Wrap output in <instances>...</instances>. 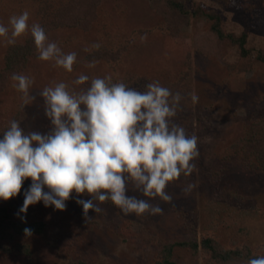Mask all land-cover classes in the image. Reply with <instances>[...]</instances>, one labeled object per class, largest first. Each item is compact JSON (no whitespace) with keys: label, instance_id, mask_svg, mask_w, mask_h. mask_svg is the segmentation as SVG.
Masks as SVG:
<instances>
[{"label":"rangeland","instance_id":"374dc122","mask_svg":"<svg viewBox=\"0 0 264 264\" xmlns=\"http://www.w3.org/2000/svg\"><path fill=\"white\" fill-rule=\"evenodd\" d=\"M62 1L67 0H0V23L7 25L12 15L25 10L30 14L29 23H38L37 12L46 3L56 9ZM187 3L190 7L216 10L223 16L227 33L236 36L248 33L252 57L246 71L231 68L239 64L238 48L225 43L217 45L209 21L194 19L182 30V36L174 37L165 28L163 17L146 0H104L88 27L68 26L47 34L64 52L77 53L72 72L37 58L26 74L34 79L30 103L23 104L22 93L13 87L14 81L0 95V132L24 105L26 116L21 126L25 131L46 134L53 126L41 92L54 82L64 81L70 90L78 91L83 86H75L73 81L81 73L111 75L113 82L123 81L143 90L153 81L170 87L188 74L182 87L189 103L174 121L188 135L199 137L200 156L194 160L197 170L170 183L167 191L173 196L171 202L159 197L149 199L129 188L128 195L160 205L164 209L162 214H124L115 205L98 202L103 210L100 213L90 210L92 218L86 223L76 194L66 202L64 210L38 202L34 204L38 207L37 215L47 216L48 210L50 215L55 213L59 227L69 223L72 229L76 224L86 228L75 246L68 245L63 237L55 239L48 249L33 240L30 260L23 258L14 264H153L165 244L200 240L208 235L226 248L248 246L254 254L264 255V174L254 159H243L245 140H242L253 131L261 137L264 131L261 127L264 64L256 58L264 51V0H187ZM145 33L147 40L142 41L140 37ZM29 34L18 37L16 42ZM97 43L100 47H93ZM9 45L5 37H0V65ZM98 49L123 51L111 61L88 59ZM93 61L95 66L90 67ZM191 92L198 95L197 103H192L188 95ZM188 183H194L195 187L185 193L182 189ZM30 184V178L24 182L19 194L22 198ZM90 197L80 195L81 199ZM173 259L176 264H210L188 249H176ZM11 261L0 256V264Z\"/></svg>","mask_w":264,"mask_h":264},{"label":"clouds","instance_id":"9594fccd","mask_svg":"<svg viewBox=\"0 0 264 264\" xmlns=\"http://www.w3.org/2000/svg\"><path fill=\"white\" fill-rule=\"evenodd\" d=\"M29 20L27 10L12 15L7 25L0 23V37L15 44L18 37L30 32L40 60L72 72L77 53L64 52L41 24ZM140 39L147 40V33ZM89 66L94 67L95 61ZM11 79L22 93L23 104L30 103L34 79L18 73ZM73 84L83 87L70 90L60 81L41 92L53 126L50 132L25 131L16 119L0 132V200L18 196L30 178L17 213L25 222L26 215L21 214L31 205L42 201L46 207L64 210L74 193L86 223L92 218L90 210L102 211L97 201H111L124 214H162L164 209L149 199L171 202L170 183L191 176L197 170L194 160L200 156L199 137L188 135L174 121L185 97L180 92L173 94L159 81L149 82L141 90L123 81L113 82L111 75L81 73ZM188 95L192 103L198 102L195 92ZM130 187L149 199L128 195ZM194 187L188 183L182 191L189 193ZM81 194L91 199H81ZM24 232L32 235L31 228ZM247 264H264V255L249 259Z\"/></svg>","mask_w":264,"mask_h":264},{"label":"trees","instance_id":"16d2710c","mask_svg":"<svg viewBox=\"0 0 264 264\" xmlns=\"http://www.w3.org/2000/svg\"><path fill=\"white\" fill-rule=\"evenodd\" d=\"M104 0H67L62 1L56 9H51V3H46L37 15V21L48 34L50 31H56L65 27H88L92 19L96 16V10L101 6ZM152 10L165 20V28L174 37L182 36L185 27L191 25L192 20L197 19L200 22L209 21L211 23L210 31L218 39L217 45H230L238 48L240 61L232 69L237 68L238 72H244L251 66L249 59L252 52L248 48L249 35L247 32L236 36L233 33H227L224 30V19L216 10H206L205 6L190 7L187 0H146ZM122 49L118 50H95L88 59L111 61L118 59L122 54ZM34 39L31 33L22 41L10 44L3 58V64L0 65V95L6 93L8 86L12 83L14 73L27 74V70L33 60L38 58ZM257 60L264 64V51H260ZM188 74L185 75V77ZM183 77V79L185 78ZM182 79V80H183ZM182 80L168 87L173 94L180 92L185 99L180 102L177 114L183 107L188 106L189 100L182 87ZM25 106L13 115L11 120L16 119L20 123L25 119ZM10 120V121H11ZM9 123L3 127L4 131ZM264 129V121L261 122ZM255 131L243 137L244 158H252L256 161L258 170L264 174V131L261 137L256 136ZM26 183V180H25ZM22 191V190H21ZM75 194V193H74ZM83 196L87 194H82ZM24 197V193L22 195ZM21 195L9 200H0V256L7 261L21 262L23 258L32 257V241L42 242L44 246H53L52 242L56 239L68 240V245H76L83 235L82 227L85 225L76 224L74 229L69 223L56 225L55 213L47 216L37 215V205H31L26 214V222L17 215L20 207L23 205L24 198ZM91 199V197H90ZM99 201H97L98 203ZM38 204V203H37ZM104 204L114 206L111 201ZM40 206V205H39ZM100 206V205H99ZM102 208V207H101ZM103 210V209H102ZM39 213V212H38ZM75 214V213H74ZM76 215V214H75ZM57 216V215H56ZM78 217V215H76ZM32 229L30 237L25 235V228ZM59 231L55 234V231ZM83 229V231H82ZM30 238V239H29ZM29 239V241H28ZM76 242V243H75ZM176 249L191 250L195 256H201L202 259L210 264H247L248 260L260 255H256L247 246L243 248H226L215 237L203 236L200 240L175 241L165 244L158 254V259L153 264H176L174 261V251ZM57 253V252H56ZM83 264V263H82Z\"/></svg>","mask_w":264,"mask_h":264}]
</instances>
